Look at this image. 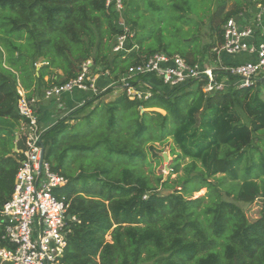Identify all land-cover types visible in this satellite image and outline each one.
Masks as SVG:
<instances>
[{
    "label": "trees",
    "instance_id": "trees-1",
    "mask_svg": "<svg viewBox=\"0 0 264 264\" xmlns=\"http://www.w3.org/2000/svg\"><path fill=\"white\" fill-rule=\"evenodd\" d=\"M105 1L0 0V212L26 150L23 134L15 140L19 86L27 97H40L51 85L75 78L87 60L108 73L105 80L118 79L157 52L198 61L200 53L190 50L170 53L157 35L165 14L181 19L191 12L189 0H157V6L140 0L152 26L145 25L142 37L134 32L130 46L137 49L125 57L111 53L110 41L120 30ZM137 1L123 0L132 31L139 28ZM241 10L226 11L219 0L208 17L215 40L202 57L222 43V25ZM147 36L156 47L144 43ZM153 87L151 98L142 101L120 92L96 104L110 90L92 96L43 133L44 158L67 181L56 196L75 217L60 264H264V148L256 145L264 133V83L212 95L190 84L168 89L157 81ZM167 137L191 165L172 181L181 190L161 195L136 165L145 159V144ZM223 177L234 182L224 191ZM162 186L171 187L167 181ZM197 188L208 189L209 204L200 210L202 198H186ZM239 204L256 205V217L249 219ZM2 232L0 218V240Z\"/></svg>",
    "mask_w": 264,
    "mask_h": 264
},
{
    "label": "built area",
    "instance_id": "built-area-1",
    "mask_svg": "<svg viewBox=\"0 0 264 264\" xmlns=\"http://www.w3.org/2000/svg\"><path fill=\"white\" fill-rule=\"evenodd\" d=\"M110 8L116 13L115 23L120 30L110 42L111 53L125 57L137 49L130 46L134 32L123 17V0H106L105 9L108 11ZM221 30L223 41L214 47L212 56L206 54L192 64L178 55L157 52L109 82L102 79L107 78L108 73L87 60L80 65L75 78L51 85L40 97H27L20 86L17 88L19 99L16 111L20 117V134L26 137V150L11 196L0 212L3 225L0 264H60L66 247L68 222L75 221V217L67 214V205L56 196V191L67 181L55 174L44 159L42 136L58 117L54 115L46 122L39 121L38 104L41 98L44 102L58 103L64 96L76 92L86 93L90 98L113 89L110 91L113 96L123 92L129 99L142 101L151 98L157 81L168 89L190 84V89L199 88L204 95L229 88L247 89L258 82L264 83L263 9L259 7L249 15L241 12L227 19ZM256 35H262V38L257 40ZM242 55L249 59L224 62L225 58ZM89 98L78 101L73 110L84 105Z\"/></svg>",
    "mask_w": 264,
    "mask_h": 264
},
{
    "label": "rangeland",
    "instance_id": "rangeland-1",
    "mask_svg": "<svg viewBox=\"0 0 264 264\" xmlns=\"http://www.w3.org/2000/svg\"><path fill=\"white\" fill-rule=\"evenodd\" d=\"M155 5L157 6V0H153ZM225 1L226 11L236 10V8L242 9L241 11H246L247 13L253 8L258 5L264 7V0H223ZM164 3L168 4L170 0H163ZM189 5L191 6V12L186 13L183 15L181 19H177L180 17V14H165L163 16L162 21V28L161 32L157 33V35L162 34L164 36V42H166L167 49L170 53H178L183 51H192L194 53H200L199 58L205 53L204 49L205 46H209L215 40L214 35L210 32L208 28V17L209 15L215 10L216 6L219 3V0H189ZM137 5L139 8V23L138 27L133 30L136 32L139 37L146 35V30L144 29L145 25L152 26L148 21H151L152 15L146 10L145 4L143 1H137ZM158 13V11H156ZM162 13V11H160ZM146 18V22L143 17ZM154 21V20H152ZM159 30L160 29H154ZM149 36V35H148ZM144 38V43L148 44L151 40L149 37ZM111 42V41H110ZM150 47H156L150 42ZM214 48L207 52V55L212 56V51ZM206 55V54H205ZM198 58V59H199ZM230 60L232 58H229ZM237 59V57H235ZM39 65L37 66V68ZM60 74V73H59ZM106 77V76H105ZM49 76L45 77L44 80L46 81ZM109 82L112 79H107ZM111 92L113 89L110 90ZM119 93V92H117ZM116 93V94H117ZM113 97L112 93L108 94V97L102 98L96 104L107 103ZM42 101H45L43 97L41 98ZM262 99L264 100V93H262ZM48 103V102H47ZM91 108L85 110V112H89ZM149 112L155 110H147ZM158 112V111H155ZM164 114L163 112H161ZM66 114H56L58 119L63 118ZM83 115V114H81ZM244 119V118H243ZM71 124H74L73 121ZM16 134L21 133V125L16 127ZM260 137V140L256 142V145L262 150L264 148V133ZM153 147L151 149L150 147ZM145 152V159L142 162H139L136 166L138 170L148 178L149 182L153 186H157L156 192L161 195H167L175 191L181 190L179 185L173 184L172 181L175 180L177 177H181L185 175V169L191 165V160L189 158H182L179 157V150L175 147L171 137H167L161 142H150L143 146ZM257 155L254 156L256 158ZM45 159V158H44ZM46 161V160H45ZM47 162V161H46ZM197 167H200V162H197ZM77 165L72 164L70 168L75 169ZM175 167L176 172L172 171ZM175 172V173H174ZM161 177V183L156 185V178ZM217 178L221 177L220 175L216 176ZM222 184L220 189L222 191L228 190L233 184V181H230L223 177ZM167 181L168 186L171 187H163L162 183ZM212 183L215 184V178L210 179ZM240 182V181H239ZM208 192L207 188H197L191 189L190 194L186 197L187 200H195L202 198V201L199 204V210L204 207V205L209 204V197L206 196ZM224 199L233 201V195L230 196L226 195V192L223 194ZM260 200H257L255 204H259ZM242 210L245 211L246 216L253 220L256 210V205L246 206L239 204ZM106 241H109V237L106 236Z\"/></svg>",
    "mask_w": 264,
    "mask_h": 264
},
{
    "label": "crops",
    "instance_id": "crops-1",
    "mask_svg": "<svg viewBox=\"0 0 264 264\" xmlns=\"http://www.w3.org/2000/svg\"><path fill=\"white\" fill-rule=\"evenodd\" d=\"M259 7H261L264 11V7L261 5H258L256 7H253L248 13L246 11L244 12L247 13L248 15L250 13L253 14L257 11ZM259 37L257 36L256 39L257 40L261 39L262 35H259ZM225 59L229 62H233V61L238 62V61L249 59V57L246 55H242V56L237 57V59L235 58H232L231 60L229 58H225ZM87 98H89L88 94L76 92L70 96L69 95L64 96L61 102H58V103H47V102L41 101L40 104H38V110L39 112H41L40 117L43 121H47L49 118L53 117L56 114L69 113L70 111L73 110V108L76 106L78 101L82 99H87Z\"/></svg>",
    "mask_w": 264,
    "mask_h": 264
},
{
    "label": "water",
    "instance_id": "water-1",
    "mask_svg": "<svg viewBox=\"0 0 264 264\" xmlns=\"http://www.w3.org/2000/svg\"><path fill=\"white\" fill-rule=\"evenodd\" d=\"M18 138H19V136L16 134L15 135V140H18ZM14 151L16 152V146L14 147ZM42 159H43V153L41 154V157H40V165H41ZM68 219H69V217H68Z\"/></svg>",
    "mask_w": 264,
    "mask_h": 264
}]
</instances>
